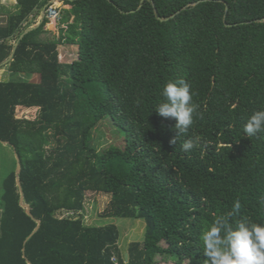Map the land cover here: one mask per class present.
<instances>
[{"label": "trees", "instance_id": "obj_1", "mask_svg": "<svg viewBox=\"0 0 264 264\" xmlns=\"http://www.w3.org/2000/svg\"><path fill=\"white\" fill-rule=\"evenodd\" d=\"M47 1L17 0L0 25V63L10 53L4 41ZM63 2L71 8L62 9L60 38L43 30V18L7 64L39 72L40 81H0V143L14 158L1 183L0 264H205L200 234L235 200L242 207L233 223H264V132H243L246 117L264 109V0ZM62 41L79 47L65 78ZM177 78L191 85L199 115L171 144L175 120L154 107ZM33 108L36 119L21 117ZM104 119L124 141L98 152L91 131ZM186 139L196 141L189 153ZM86 191L109 194L107 217L145 220L127 259L114 223L72 216Z\"/></svg>", "mask_w": 264, "mask_h": 264}, {"label": "clouds", "instance_id": "obj_2", "mask_svg": "<svg viewBox=\"0 0 264 264\" xmlns=\"http://www.w3.org/2000/svg\"><path fill=\"white\" fill-rule=\"evenodd\" d=\"M191 85L183 78L165 82L161 89L163 100L154 107L158 115L175 120L177 136L169 143L176 144L180 135L186 134L193 124L194 114L199 115V105L193 102ZM243 132L248 137L264 132V109L254 110L245 119ZM196 145L186 139L181 149L189 153ZM258 203L264 207V196ZM242 205L237 199L228 216H217L211 226L200 234L205 264H264V223L242 218L232 222Z\"/></svg>", "mask_w": 264, "mask_h": 264}, {"label": "rangeland", "instance_id": "obj_3", "mask_svg": "<svg viewBox=\"0 0 264 264\" xmlns=\"http://www.w3.org/2000/svg\"><path fill=\"white\" fill-rule=\"evenodd\" d=\"M59 24H61V21ZM19 79L27 81L26 78ZM36 114L37 108H33L29 113L26 111L22 113L21 117L28 120H34L37 118ZM123 141V133L117 127L111 125L107 119H104V121L100 122L94 128V130L91 131L90 142L98 152L108 148L109 146H120ZM13 161L14 158L12 149L7 144L0 143V195L2 180L7 173V169L12 166ZM109 200V194L86 191L82 210L76 211L74 214H72V216L81 217L84 224L87 225H104L108 223H114L119 231L117 245L120 249V252L123 255H126L128 246L131 242L142 241L144 239L146 223L145 220L141 218L107 217L103 215V211L109 205ZM60 215L63 216L68 214L62 213ZM157 264L175 263L172 260L158 259Z\"/></svg>", "mask_w": 264, "mask_h": 264}, {"label": "crops", "instance_id": "obj_4", "mask_svg": "<svg viewBox=\"0 0 264 264\" xmlns=\"http://www.w3.org/2000/svg\"><path fill=\"white\" fill-rule=\"evenodd\" d=\"M55 2L56 6L60 7L61 10V17H62V9L71 8L70 5L64 4L63 0H48L46 4H44L41 8H35L32 13H30L26 19L22 23L25 22V25H20L19 28L13 33L12 36L8 37L4 42L9 47V55L8 57L0 63V81H7L13 78H26L29 82H39L40 81V74L37 71L34 72H13L9 70L8 63L13 58L15 48L20 41V38L29 30L36 28L39 26L41 21L44 17V7L50 3ZM62 7V8H61ZM18 10L17 0H0V25L6 24L9 16ZM47 24L44 25L43 30H48L52 36L56 39L60 38V35L63 34V31L67 29L68 23L56 24L54 22H49L47 18ZM72 17L70 18L69 22H71ZM63 24V25H62ZM65 26V27H64ZM45 32L42 34L43 37L50 36L49 34L46 35ZM57 50V63L61 65L63 77L65 78L67 74L69 75V65L72 64L78 57V50L79 47L76 44H68L64 43L63 41L58 43L56 46ZM1 212V211H0Z\"/></svg>", "mask_w": 264, "mask_h": 264}, {"label": "built area", "instance_id": "obj_5", "mask_svg": "<svg viewBox=\"0 0 264 264\" xmlns=\"http://www.w3.org/2000/svg\"><path fill=\"white\" fill-rule=\"evenodd\" d=\"M44 17L47 18L49 22H54L56 24L61 21V10L56 6L55 2L52 1L44 7ZM22 25H25V22L22 23Z\"/></svg>", "mask_w": 264, "mask_h": 264}, {"label": "water", "instance_id": "obj_6", "mask_svg": "<svg viewBox=\"0 0 264 264\" xmlns=\"http://www.w3.org/2000/svg\"><path fill=\"white\" fill-rule=\"evenodd\" d=\"M4 144H6V143H4ZM15 158H16V161H17L16 170H15V173H16V183H17V185L19 187V190H20V204L23 207H25L27 214H30V207L24 203L22 187H21V183H20V180H19V176H18V174L20 172V169H21V165H20V162H19V158H18L17 153H15ZM39 225H40V222L37 221V226L34 229V231H36L39 228ZM125 257L127 259L128 254H126Z\"/></svg>", "mask_w": 264, "mask_h": 264}]
</instances>
